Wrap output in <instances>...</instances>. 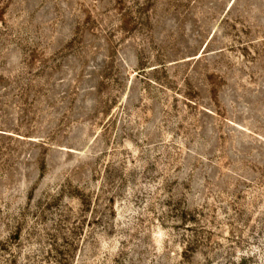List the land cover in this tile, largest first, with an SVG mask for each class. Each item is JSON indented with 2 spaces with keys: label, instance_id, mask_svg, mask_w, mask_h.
<instances>
[{
  "label": "rangeland",
  "instance_id": "1",
  "mask_svg": "<svg viewBox=\"0 0 264 264\" xmlns=\"http://www.w3.org/2000/svg\"><path fill=\"white\" fill-rule=\"evenodd\" d=\"M0 264H264V0H0Z\"/></svg>",
  "mask_w": 264,
  "mask_h": 264
}]
</instances>
